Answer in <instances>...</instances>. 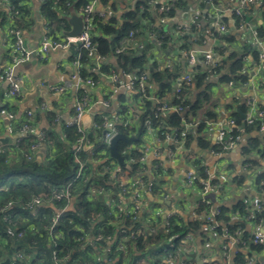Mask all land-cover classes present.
I'll list each match as a JSON object with an SVG mask.
<instances>
[{"label": "trees", "instance_id": "16d2710c", "mask_svg": "<svg viewBox=\"0 0 264 264\" xmlns=\"http://www.w3.org/2000/svg\"><path fill=\"white\" fill-rule=\"evenodd\" d=\"M13 4L21 11V17L16 20V26L23 31L29 30L34 26V21L31 17V8L28 6V2L20 3L18 0H12ZM41 14L45 19L47 34L55 41L64 42L66 32L70 30L68 18L72 13H79L86 26H92V36L96 48L97 55L103 58H112L116 61L117 66L121 69L123 74L133 73L135 75L132 80L135 89L130 94L129 98L125 96L121 97V106L117 114L120 116L121 121H125L129 118L133 111L139 113V122L134 123L133 127L125 128L122 125L118 126L119 133L127 138L136 133L138 126L141 124V134L145 133L146 121L151 120L152 128L158 131L159 136L164 138L166 134L170 132H176L177 139H185V148H188L191 141L194 139V134L198 144L203 148H208L209 144L205 142V136L203 135L207 122L200 119V112L211 101L207 90L211 87V83H208L210 75H216L219 77L218 82L228 84L229 82H238L243 78L241 72L244 66V57L247 54L252 53L258 60L259 53L255 47L251 45H244L243 54H239L235 51H229L225 47L226 43H231L235 39V35L227 32L221 36L217 34L218 45L214 48V53L219 58V66L215 69L216 73L205 68L203 65H198L194 68L193 76L194 83L202 91L197 94L194 101L189 99V93L191 88L184 90L181 94V99H176L174 93L175 83L179 76L183 72V68L179 66H172L171 68L159 69L156 64L152 65L148 69V51L152 48V44L147 45L143 49L132 48L131 45H126L129 39V35L134 33V36H139L151 27V32L157 33L158 41L162 42L161 47H166L170 41L179 42L180 51H188L191 49L194 35L200 30V20L192 23L186 28L179 27L178 25L169 26L168 29L158 28L155 24L158 20L150 12L152 7L148 4L149 0H145L142 4L136 6L132 11L123 15L122 20H118L115 16H110L106 20L99 18L98 16L88 17L83 14L82 10L91 3L93 0H41ZM103 4L108 5L110 0H100ZM215 4H219V0H213ZM174 14V7H171L169 17ZM0 20L4 23L6 17L0 15ZM225 16L223 21L230 25L238 27L242 21H245L244 14L242 16L236 15L235 12L230 19ZM148 24L143 25L144 22ZM143 22V23H142ZM210 22V20H209ZM229 23V25H228ZM161 26V25H160ZM178 29L181 30L177 34ZM258 35L261 39H264V12L263 22L257 27ZM126 46V47H125ZM124 47V51L118 53L117 50ZM245 53V54H244ZM81 64L80 76L84 79L91 78L95 83L98 80V74L94 72H88L85 68L86 65H92L93 59L88 55L85 50H80ZM6 61V57H1L0 63V77L4 76V69L2 63ZM115 67L112 65L101 64L100 72L102 74L111 75L114 73ZM147 71L149 74V80L145 86V96L139 86V78L141 74ZM4 90L0 87V102L3 105L0 106V113L4 109H8L9 104L4 103ZM130 102V103H129ZM136 103L137 108L134 107ZM164 103L171 106H180L183 109V113L175 112H158V108ZM131 108L133 110H131ZM240 113H233V119L236 124L241 128L242 119L241 116L246 113V106L242 104L239 106ZM244 113V114H243ZM165 114V115H164ZM45 116L49 120L50 129L46 130L44 134V146L48 148L51 154L47 157L45 162H38L33 156L32 160H28L25 156L29 153V147L31 144L37 142L36 135L31 132L27 136L23 137L18 144V147L12 146V150L9 145H6V152L0 155V237L7 241V245L4 247L5 252L13 254L12 248L16 247L17 251L25 249L30 257L29 264H55L53 260L52 252L54 249L58 251L59 257H66L69 264L75 262H82L84 264H106L103 261V255L108 253V257L116 261L115 264H123L125 256L130 254L132 258L137 260L134 253L144 255L149 248L157 246L160 248V252L163 248H168L171 252H178L182 247L190 246L186 243L188 235L193 234L195 239H199L201 245H205L209 241V234L204 230V225L208 223L200 218H195L193 221H184L176 216H172L168 219V227L162 232H158L156 235L150 236L145 232L144 218L145 213L138 215V221H134L131 217L122 219L117 218L116 214H111V210L108 205V199L112 203H119L120 186L118 184L113 185L109 183L108 177L101 176L103 166H110L111 162L116 160L110 156L108 151L106 154L107 161L102 165H96L89 161L87 152L82 151L79 157L84 161L88 167L87 174L89 176L88 181H81L73 187L75 204L73 209L67 213V217L63 219L60 225L57 226L60 236L55 238L51 235L47 229L50 226L51 207L44 205L39 209L36 215H33L26 209L23 204L22 192L27 190L34 195L48 198L51 195L52 190L63 189L70 185V183L76 177L78 171V165L75 163V153L72 150V145L77 142V139L81 135H85L90 139V142L95 143V148L101 144V132L98 131L94 135V132L90 133H78L76 127H62L61 132L56 131V114L52 110H47ZM208 119H216L215 115L208 112ZM34 119L27 116L22 117L17 121V130L24 124H30ZM199 121L198 125L192 128V133L185 132L186 123ZM101 119H97L100 122ZM206 123V124H205ZM263 121H257L254 125H246V132H254V136L249 139L248 143L243 146V153L249 159L247 163H252L253 166L258 164V158L264 160V134L261 133ZM233 134L242 135V131L236 129ZM141 142V141H140ZM139 142V143H140ZM174 149V147H172ZM127 149V143L123 140L117 144L118 153L122 154ZM216 152L221 151L220 148L215 147ZM256 152L259 154L258 158L250 159V156ZM136 158L141 155L138 151L133 152ZM103 157L99 152L94 157L95 161H98ZM128 158V157H127ZM126 158V159H127ZM200 162L196 161L195 164ZM251 165V166H252ZM126 165L123 166L125 168ZM127 167V166H126ZM142 164H135L129 167L131 174H137L142 170ZM128 168V167H127ZM206 168H199L197 170L198 176L203 179H211L206 171ZM238 182V179L235 178ZM264 181V172L258 175L257 184H261ZM199 180L196 183L199 185ZM239 183V182H238ZM212 184H219L218 181H212ZM104 189L109 194V198L106 196L90 197L91 190ZM163 192L162 182L155 183L153 187V195H159ZM8 203H11L7 207ZM66 203H58L56 206L63 207ZM159 204H154V207H158ZM206 205L202 202L199 203V208L196 214L199 216L205 210ZM220 214L216 216L215 220L218 224L217 229L214 231L218 235L224 234V229H228L234 232L238 227L244 229V240L249 242V234L245 229L244 224L239 221H233L230 217L231 214H237L246 216L249 214L247 211V205L243 201L237 202L231 207L220 206ZM50 215V216H49ZM143 217V218H142ZM5 218L11 220V222L5 221ZM102 218V219H101ZM144 219V220H143ZM159 219V218H158ZM264 219V214L256 213V221ZM147 220V219H146ZM155 220H152L154 222ZM125 226L127 229H131L126 234L120 232L121 227ZM131 231L136 235L133 238ZM143 231V234L140 232ZM25 232L22 238L18 239V234ZM102 234L103 236H111L112 241H102L96 245V248L86 246L84 239H87L90 235ZM125 237L128 239L125 241L126 250L119 248V242ZM250 251H261L263 246L261 245H249ZM0 251V253H4ZM35 253V254H34ZM104 253V254H103ZM162 253V252H161ZM103 254V255H102ZM36 256V257H35ZM134 256V257H133ZM68 258V259H67ZM99 261H97V259ZM244 260V261H243ZM24 260L16 261L17 264H26ZM244 254L239 252V256L235 258L236 264H244ZM61 262L60 264H63Z\"/></svg>", "mask_w": 264, "mask_h": 264}, {"label": "crops", "instance_id": "0c3cea01", "mask_svg": "<svg viewBox=\"0 0 264 264\" xmlns=\"http://www.w3.org/2000/svg\"><path fill=\"white\" fill-rule=\"evenodd\" d=\"M144 1L145 0H110L108 5H105L99 0L96 8L98 11L107 14V18L115 16L118 20H122L125 13L132 11ZM27 2L28 6L31 8V17L34 21V26L24 31V47L29 51H33L38 50L43 37L47 33V28L45 19L41 14L42 1L28 0ZM236 7V1L229 2L228 0H219V4H215L213 0H181L176 3L174 5V14L172 17H168L166 24L160 26L156 22L155 25L165 30L168 29L169 26L178 25L176 27L177 30L179 27H188L194 23V18L197 17L198 20H200L198 26L201 25V27L198 33L194 35L191 49L188 51H180V43L175 41H170L164 48L161 47V45L158 44L157 33L151 32L153 27L149 30L146 29L144 33L139 36H134L132 40L127 41L126 45H131L132 48H137L138 50L145 48L149 44L153 45L147 55L148 69L154 64H156L159 69L167 68L169 65H177L183 68V72L188 71L193 74L194 69L190 66L187 56L195 53L200 57L204 52L214 53V48L219 42L217 37V25L223 24L226 26L227 32L235 35L234 41L225 44V47L228 48L229 51L243 54L244 45L247 44L255 47L260 56L261 53H264V39H260L259 45H253L252 30L257 29L258 25L263 22L264 0H256L255 5L244 13L246 17L245 21L241 22L238 27L233 26L231 24L233 22L230 19ZM150 12L158 20V13L153 9L150 10ZM76 14L81 16L79 13ZM225 16H228L227 18L230 19L229 23H231L230 25L228 23L229 26L223 21ZM248 18L249 21H247ZM146 24H148L147 21L144 22L143 25ZM8 28H10V21L7 18L4 23L0 20V63L1 57H6V61L2 63L4 74L6 70L12 67L11 60H9L7 53L4 52L5 41L10 43L12 40L8 34ZM80 50L81 48L79 45L74 50H72L70 46L68 48H57L51 51L45 59L41 60L38 56H35L29 62L16 66L13 69V75L21 83V94L19 97L9 95L8 83L4 80V76L0 77V87L4 90V103L9 104L8 109H4L0 113V132L5 146H11L8 149L12 150L14 142L22 137V134L17 130L16 123L22 117H25L29 111L34 113L32 117L34 120L31 121V124L32 132L35 135L45 133L46 130L51 128L49 120L45 116L47 110L55 112L57 120L56 131L61 132L62 127H66L68 123L74 120L77 103L83 97L87 96L92 103L90 108L80 119V125L85 133H90L93 131L94 123L99 116L104 114L108 116L109 119H112L121 106V97L125 96V98H129L132 91L129 88H117L110 78L113 74H122L121 69L118 68L116 61L112 58H104L100 63L98 62V64L93 60L91 66H85L88 72L98 74V80L92 86L81 85L78 91L71 90L64 94L53 91V86L64 84L69 79L70 73L73 71L72 62ZM219 58L215 56L214 60L219 61ZM101 64L114 66V73L111 75L102 74L99 71ZM205 68L211 71L210 67ZM241 74L243 78L238 82H229L228 84L219 83V77L216 75L209 76L208 83H211V87L208 88L207 94H209L211 101L199 115L201 117L200 119L207 122V124L205 123L206 128L203 135L206 139L205 142L209 144L208 148L201 147L198 144L197 135L194 134V139L191 141L190 146L180 152L176 159L166 163V173L160 180L163 184V192L161 191L159 195H153L144 189L139 193L144 205L143 213L145 214L143 217L155 220L154 226L157 229V233L166 230V224L170 216H176L186 222L193 221L196 217V212L201 202V200L197 198L201 196V190L200 188L190 190L186 184L185 175L190 168L187 157L190 156L196 158L198 162L203 163L204 167L210 172L212 181L219 182L217 185L220 186V189L214 194L215 205L231 207L239 201H243L247 205L248 215L254 217L252 222L247 221L245 216H239L237 214H231L230 218L233 221H239L244 224L249 234V241L255 231L264 232V219H262L263 223L261 226L255 221L256 205L260 202L264 203V195L261 192L260 184H257L258 175L264 172V160L258 158L259 154L254 152L252 156H250V159L258 158V164L253 166L252 163L246 162L249 158L244 155L242 149L243 146L248 143L249 139L254 136V132L248 133L246 130H241L242 140L240 145L231 150L221 152L218 155L215 154L217 152L214 150L218 139L219 124L233 118L234 112L239 114V106L245 104L247 108L246 113H243L245 117H247L249 113L250 103L253 104V109L264 110L263 61L260 57L257 60L252 53L247 54L244 57V66ZM128 75L129 77L122 79L123 82L132 81L135 77L133 73ZM201 91V88L194 85L189 93V99L194 101L197 94ZM104 101L109 102L108 107H104L102 104ZM133 104H135L137 108L138 104ZM1 105H3L2 102H0V106ZM43 106H46V111L41 109ZM208 112H212L216 119H208L207 121L206 115ZM10 115H13V118H11ZM9 129H12V132H9ZM140 132L141 124L138 126L135 136L137 137ZM175 133L174 131L170 132V134ZM261 133L264 134V125L261 129ZM140 141L134 142L132 148H147L146 176L149 180L156 181L158 178L155 175L153 164L157 162V160L164 162V157H158L157 152L158 150L162 153L166 151L170 147L171 142L166 141L165 137L161 138L156 130L152 133L145 132L141 134ZM85 150L87 154L90 152L88 147H86ZM50 154L51 152H49L48 148L42 145V147L34 153V157L38 162H45ZM138 178V176L134 177L135 183ZM235 178L238 179L239 183L234 180ZM127 201H130V199L127 198L124 200V202ZM167 202H169V204H167ZM156 203L159 204L158 207H154ZM45 205L51 207L52 211L50 218L52 219L58 207L53 203ZM70 208L73 209V205H71ZM205 231L208 232L210 236L209 241H207L204 246L201 245L199 239L189 242L190 246L187 245V247H182L178 251L177 254L180 260H190L193 264H198V256H200L203 261L205 256H209V258L217 264H225V254L222 249L227 239L214 231ZM6 245L7 241L0 237V251H3ZM235 248L236 247L231 248L228 251V264H236L235 258L239 255H235ZM25 251V249L17 251L16 247L12 248L13 254L3 251L4 253H0L1 264H17V259L24 260V263L29 264L30 257ZM240 252L244 254L245 261L252 260L258 263L264 258V247L261 251H250L248 246L246 248H241ZM19 255H21L23 259H19ZM134 256L138 258L135 261L130 254L126 255L124 258L125 260L122 261L123 264H163V256L160 252V248L157 246L149 248L144 255L139 256V253H134ZM102 259L106 264L116 263L115 260L108 257V253L106 252ZM69 261L68 259L64 261L63 264H69ZM97 261L99 260L97 259ZM73 264L84 263L78 261Z\"/></svg>", "mask_w": 264, "mask_h": 264}, {"label": "built area", "instance_id": "2783aa9c", "mask_svg": "<svg viewBox=\"0 0 264 264\" xmlns=\"http://www.w3.org/2000/svg\"><path fill=\"white\" fill-rule=\"evenodd\" d=\"M20 3H26L28 0H18ZM99 0H93L91 3L87 4V6L82 10L83 14L87 15L88 17L98 16L102 19H107V14L98 11L97 5ZM181 0H149L148 4L152 7L154 11L158 13V24L161 26H164L167 22V19L170 15L171 7H174V5ZM229 2H235L237 3V7L234 9V12L236 15L242 16L246 11H248L252 6L255 5L256 0H228ZM4 15L9 21H10V28H8V34L12 38L11 42L8 43L5 41L4 43V52L7 53L9 60L12 62V67L6 70L4 74V80L8 83V93L11 96L19 97L21 94V83L19 80H17L13 75V69L23 63L29 62L33 57L38 56L41 60L48 57L49 53L57 48H68L71 43H76L80 46L82 50H85L88 52V55L98 64L103 57L97 55L95 44L93 41L92 36V26H86L84 24V29L80 33L78 37L65 38L64 42L55 41L52 39L47 33L43 37L40 46L38 50L29 51L24 47V31L16 26L15 20H18L21 17V11L16 7L15 4H13L12 0H0V15ZM1 17V16H0ZM198 20L197 17L194 18V22ZM243 22V21H242ZM242 25V24H241ZM240 25V27H241ZM218 35L221 36L225 33H227V28L223 24H218ZM186 28V27H185ZM47 32V31H46ZM181 32L180 29H178L177 34ZM253 38H252V44L253 45H259L260 43V37L258 35L257 29H253ZM134 37V33H131L129 35V40H132ZM158 44L161 45L162 42L159 40ZM124 47H121L117 50L118 53L124 51ZM188 55V54H187ZM214 53L213 52H204L200 57L193 53L189 54L187 56L188 62L193 69L198 66L199 64L203 65L204 67H210L213 73L215 72V69L219 66V63L217 60H214ZM260 59L264 63V53L260 54ZM73 71L70 73L69 79L61 85L53 86L52 90L61 94L67 93L68 91H78L81 88V85H88L92 86L95 84L91 78H82L80 76V69L82 67L81 64V54L78 52V54L75 56L73 62H72ZM172 65L167 66V68H171ZM94 71V69H93ZM129 77L128 74H113L110 76L113 84L117 88H129L131 91L135 89V85L133 81L129 80L128 82H123V78ZM149 80V74L147 71H144L140 78H139V86L141 87V91L143 93V96H145V86L147 85ZM195 85L194 83V76L192 72H183L179 78L177 79L175 83V90L174 93L176 95V99H181V94H183L184 90L193 87ZM91 100L85 96L83 97L78 103L75 108V118L71 123H68L66 127H76L78 130V133L82 134L84 133L83 128L80 125V119L82 118L83 114L90 108L91 106ZM104 107L109 106V102H103L102 103ZM252 103H250V110L249 113L245 119V124L247 125H254L257 121H263L264 120V110L259 109H253ZM136 107V106H134ZM43 111H46V106H43L41 108ZM131 110H133L131 108ZM158 112L166 113V112H175V113H183V109L180 106H171L167 103H164L161 107L158 108ZM32 112H28L27 116L32 118L33 117ZM11 118H13V115H10ZM98 119H101L100 122L94 123L93 132L94 135L97 134L98 131L101 132V144L97 146L96 148L95 143L90 142V139L87 138L84 134L81 135L77 142L72 145V150L75 153V163L78 165V171L76 173V177L74 180L70 183V185L63 189H55L52 190L51 195L48 198H43L42 196L34 195L33 193L24 190L22 192V199L23 203L26 207V209L29 210V212L33 214H37L38 210L43 207L45 204L53 203H66L63 207H58L56 213L51 219L50 226H48V230L51 235H54L55 238H58L60 236L57 226L61 224L63 219L67 217V213L71 210L70 206L75 204L74 199V193H73V187L77 185L81 181H88L89 176L87 174L88 167L84 161H82L79 157V154L82 151H85V148L88 147L90 149V152L88 153L89 161L95 163L96 165H102L104 164L108 159L106 157L107 152H110V144L112 140L118 135L119 129L118 126L122 125L125 128H131L133 127L134 123L139 122V113L133 111L131 116L127 118L125 121L120 120V116L116 113L112 119H109L108 116H105L104 114L99 116ZM199 121H193L186 123L185 132L192 133V128H194L196 125H198ZM146 133L148 132H155V129L152 128L151 120H147L146 123ZM219 131H218V139L216 141V147L220 148L221 151L215 153L219 154L221 152H225L227 150H231L238 145L241 144L242 136L237 134H233V132L236 129H240L239 126L236 124L235 119L230 118L222 123L219 124ZM263 128V126H262ZM9 132H12V129H9ZM20 134H22V137L17 139L14 142V146L18 147L19 142L21 139L25 136H27L29 133L32 132V124H24L20 130ZM136 133H132V135L128 138H133ZM37 142L34 144H31L29 147V153H27L25 156L28 160H32L34 153L42 147L44 144V134H38L36 135ZM166 141L171 142L170 147L164 151L163 153L158 150L157 156L164 157V162L161 160H157L153 164L155 175L158 179L156 181L149 180L146 176V161H147V148L142 147V149L139 148H132V144H127V149L120 155L124 157V163L121 166L119 162L116 160L115 162H111L110 166H103V171L100 173L101 176L108 177L109 183L111 182L113 185L118 184L121 188L119 194L121 197V200L119 203H112L111 200L108 199V205L111 210V214L115 213L117 218L122 219L123 217L129 218L131 217L134 221H138V215L143 213L144 205L143 201L140 198L139 193L142 190H146L149 193L153 192V187L155 186V183H159L160 180L164 177V174L166 173V163L171 162L174 159H176L177 155H179L180 152H182L185 149V139L178 140L177 134H166L165 136ZM140 141V140H139ZM174 147V149L172 148ZM138 151L140 153V157L136 158L133 154V152ZM6 152V146L4 144V141L2 139V135L0 132V155L4 154ZM97 152H99L103 157H101L100 160L95 161L94 157L97 155ZM111 156V154H110ZM112 157V156H111ZM128 157V158H127ZM113 158V157H112ZM127 158V159H126ZM196 158L190 156L187 157V162L189 163V170L186 172L185 180L187 187L191 190L194 188H200L201 190V202L206 205L205 210L200 214L199 216L196 214L195 218H200L204 220V222L208 223V225H204V230L209 231H215L218 227V224L216 223L215 218L220 214V206L215 205V193L217 190H219L220 186L217 184H212V179H203L198 176L197 170L199 168H205L203 163L195 164ZM135 164H142V170L138 172L137 174L132 175L131 171L129 170V167ZM125 168H123V166ZM207 175L211 178L210 172L205 169ZM138 176V180H136V183L134 182V177ZM199 180V185L196 183V180ZM261 192L264 195V181L260 184ZM109 193L106 192V190H91L90 191V197H96V196H106L109 198ZM129 198L130 201L124 202L125 199ZM165 198V197H164ZM11 203H8L7 207L10 206ZM256 213L258 214H264V203L260 202L256 205ZM172 216L168 217L171 218ZM247 221L252 222L253 218L252 216L248 215L245 216ZM102 219V218H101ZM144 220V219H143ZM5 221L11 222L8 218H5ZM256 221V220H255ZM144 229L145 232H147L150 236L157 234V229L154 226V222H152V219H148L144 221ZM260 226L263 223V220L256 221ZM255 222V223H256ZM168 223L166 224V227H168ZM131 229H127L125 226L121 227L120 232L126 234ZM133 238L135 237V233L131 231ZM140 234H143V231L140 232ZM25 235V232H20L18 234V239L22 238ZM244 229L242 227H238L234 232H231L228 229H224L223 236L227 239L225 245L223 246V252L225 254V264H228V251L231 248L236 247L235 249V255L240 252L241 248H246L250 244L254 245H261L264 247V232L261 233L259 231H255L252 235V238L249 242L244 240ZM86 242V246H90L91 248H96V245L102 241L111 242L112 238L111 236H103L102 234H96V235H90L87 239L82 238ZM128 239L125 237V239L121 240L119 242V248L121 250H126V244L125 241ZM195 240V237L193 234H190L186 238V242H192ZM239 249V250H238ZM162 256H163V264H193L190 260L181 261L179 258L178 252H171L168 248H163L161 250ZM53 260L55 261V264H60L61 262H64L65 259L59 257L58 251L56 249L52 252ZM19 259H23L21 255L18 256ZM68 259V258H67ZM204 264H217L209 256L204 257ZM1 264V261H0ZM244 264H264V258L261 262H255L252 260H246Z\"/></svg>", "mask_w": 264, "mask_h": 264}, {"label": "water", "instance_id": "95a60500", "mask_svg": "<svg viewBox=\"0 0 264 264\" xmlns=\"http://www.w3.org/2000/svg\"><path fill=\"white\" fill-rule=\"evenodd\" d=\"M247 21H249V18L247 19ZM68 23L71 26V30L66 32V36L70 37V38H75L78 37L80 35V33L83 31L84 29V20L82 18V16H79L76 13H72L71 16L68 18ZM78 46V44L76 43H71L70 44V48L72 50H74L76 47ZM169 52V51H168ZM167 52V53H168ZM245 116L242 115L241 119H242V125H241V129L243 131L246 130V124H245ZM141 139V132L137 137H133V138H127L126 136L122 135V134H118L111 142L110 144V154L113 158H115L119 164L122 166L124 163V157L122 155H120L117 151V144L119 141L123 140L125 141L127 144L131 145L134 142H137ZM198 200H201L202 197L199 196L197 198ZM167 204H169V202H167ZM197 263L198 264H203V260L200 258V256L197 257Z\"/></svg>", "mask_w": 264, "mask_h": 264}, {"label": "rangeland", "instance_id": "374dc122", "mask_svg": "<svg viewBox=\"0 0 264 264\" xmlns=\"http://www.w3.org/2000/svg\"><path fill=\"white\" fill-rule=\"evenodd\" d=\"M228 184H229V181H228Z\"/></svg>", "mask_w": 264, "mask_h": 264}]
</instances>
